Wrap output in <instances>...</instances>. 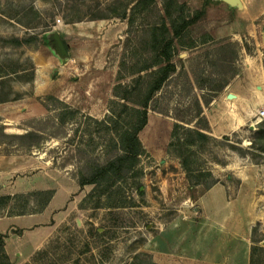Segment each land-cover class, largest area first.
Segmentation results:
<instances>
[{"label":"rangeland","instance_id":"1","mask_svg":"<svg viewBox=\"0 0 264 264\" xmlns=\"http://www.w3.org/2000/svg\"><path fill=\"white\" fill-rule=\"evenodd\" d=\"M130 1L0 0V125L7 133H23L36 120L49 117L46 105L51 102L47 96L63 102L68 98L69 106L98 120L109 114L115 87L120 82H130L136 66L150 61L147 34L164 14L163 0H156L143 13L135 10L132 27L126 20L125 35L109 49L108 63L116 69L115 77L100 79L94 85H87L90 79H47V84L39 85L44 87L39 92L32 79L34 66L29 51L42 43L15 48L4 45L3 40L50 35L58 31L62 22L106 20L123 13ZM203 1L178 3L185 5L187 15H193ZM259 1L258 10L251 13L255 19L248 20V7L231 8L223 2L214 4L213 0L206 17L191 29L182 40L183 47L178 49L182 60L192 55L188 48L191 42L202 47L203 41L228 39L248 49L241 51V72L234 79L245 100L228 105L226 101L220 102L218 96L216 102L204 107L212 125L208 134L213 140L191 157L193 175L204 185L189 189L180 160L168 152L173 120L149 111L148 125L139 134L146 150L139 162L142 176L122 185L124 201L132 203L117 208H93L96 197L85 201L91 186H73V182L77 185L75 166L59 167L81 140L89 139L85 125L70 126L67 138H51L41 149L14 155L20 156L15 158L17 162H25L14 179L29 177L32 184L14 189L11 196L16 198L0 210V216H14L11 214L22 209L27 211L22 216L42 213L46 207L38 210L46 194H30L50 192L53 198V187L61 190L53 202L56 207L35 218L28 233L45 242L27 260L11 259L14 264H264V160L256 158L259 161L255 162L251 157L256 148L253 141L264 137V121L259 122L256 116L264 108V84L251 79L258 73L264 77L260 65V58L264 59V0ZM130 10L128 7V16ZM120 77L123 80L119 81ZM256 86L263 89L257 90ZM78 87L87 90L88 96ZM64 91L68 94L59 98ZM165 91L160 100L163 110L170 109L176 99L168 101ZM103 112L104 116H100ZM228 124L235 130L212 131V127ZM74 129L78 132L74 133ZM94 129V125L89 128ZM91 138L94 147L90 157L102 158L106 150L104 133L93 132ZM209 173L218 183L207 190L205 185L211 182L206 176ZM37 183L42 187H34ZM101 203L105 204L104 200Z\"/></svg>","mask_w":264,"mask_h":264},{"label":"trees","instance_id":"2","mask_svg":"<svg viewBox=\"0 0 264 264\" xmlns=\"http://www.w3.org/2000/svg\"><path fill=\"white\" fill-rule=\"evenodd\" d=\"M156 0H131L119 18L127 20L129 28L133 25V12L148 11ZM213 0H204L201 8L193 15L185 13V5L178 0H163L164 14L160 22L149 31L148 42L150 61L144 60L141 65L130 74L132 79L127 84L121 82L115 87L114 98L111 102L109 114L98 120L89 115H83L79 109L69 106L54 96H47L51 102L46 110L49 117L35 121V124L23 133H7L6 128L0 125V155L11 156L18 153L30 154L41 149L51 138H67L68 128L74 125H85L89 139L81 140L74 148L73 154L62 164L61 169L68 165L75 166L74 179L80 188L91 186L85 201L96 197L93 208H117L130 205L124 201L122 185L131 179H139L142 171L139 169L140 158L146 153L139 138V134L148 124L149 111H154L170 117L172 129L168 152L173 153L181 163L189 182V189L204 185L199 177L194 176L191 167V157L197 150L207 145L213 138L209 122L204 115V107H208L213 100L220 96L228 84L241 72L239 60L243 48L248 52L246 45L242 47L238 42L228 39L219 41H203L197 47L195 42L188 46L193 51L190 57L182 60L178 53L179 46L183 47L182 40L189 36L191 29L203 20ZM221 2L215 0L214 4ZM128 7L130 14L127 15ZM233 10V9H231ZM62 40V38H61ZM42 43L52 47L50 35H43L40 40L37 35H28L24 38L4 39V45L15 48L24 45ZM66 51L68 48L62 40ZM251 52V50H249ZM119 81L123 80L121 77ZM165 89H170L165 91ZM166 92L168 101L176 97L172 107L165 110L160 108V100ZM5 100V99H4ZM119 107V110H116ZM115 108V109H114ZM264 121V120H263ZM94 125V131L89 130ZM74 133L78 129H74ZM93 132L104 133L106 138L105 152L102 158L90 157L94 141ZM255 153L253 160H264V137L253 141ZM258 164V163H257ZM211 182L205 185L208 190L218 183L209 173L206 175ZM139 188V187H138ZM139 194L143 192L138 189ZM46 194L42 206L44 209L50 202V192L36 191L31 196ZM48 194V195H47ZM16 195H0V210L14 200ZM104 200L105 204H102ZM124 201V203H123ZM21 210L14 216L25 215ZM5 236H0V264H14L5 253Z\"/></svg>","mask_w":264,"mask_h":264},{"label":"crops","instance_id":"3","mask_svg":"<svg viewBox=\"0 0 264 264\" xmlns=\"http://www.w3.org/2000/svg\"><path fill=\"white\" fill-rule=\"evenodd\" d=\"M246 2L247 4L241 0L243 8L246 6L250 9L248 12L250 16L247 17L248 20L255 19L254 16H251V13L253 14L258 10L260 1L246 0ZM125 22L126 20L121 19L118 16H110L109 18H106V20L100 21L92 20L74 23L62 22L59 24L57 32L68 48V57L66 60L59 57L53 47L45 46L40 43L37 48L29 51V59L34 66L32 79H35L37 91L41 92L44 89V87L39 85L41 83L47 84V79H90L88 82L89 84H87L88 86H90L91 82L92 85H94V82H99L100 79H114L116 69L113 65H109L108 63L109 49L111 46L119 43L122 40L123 35H125ZM39 38L41 39L42 36ZM261 47L264 49V43ZM256 51L258 53L259 49ZM261 56H264V53L261 54ZM258 58V56H255V59L258 60ZM260 60L262 62L260 65L264 70V59L260 58ZM245 62L248 64L247 60H245ZM246 64L245 66H247ZM234 79L231 80L224 92L219 98H217L220 102L223 103L226 101L228 105H232L234 102H242L245 100V97L240 94L239 88L236 87L237 85L234 83ZM251 79H254L253 83L260 84L261 86L262 83L264 84V77H262L260 73H258L255 78ZM64 85L65 83H63V87ZM261 86H256V89L262 90L263 87ZM64 89L65 87L63 90ZM77 89L88 96V91L83 90V87H78ZM67 92L64 91L57 96L59 98H64V96L68 94ZM95 99L101 100L102 98L100 96H95ZM67 100L68 98L65 100L66 103H68ZM214 101L216 102V99ZM225 105L227 106V104ZM205 110L206 109L204 108V115L206 114ZM89 114L94 116L92 111H90ZM104 114L105 112L100 116H104ZM209 125H211L210 122ZM231 126V124H228L226 127L220 126L217 129L212 127V131H234L235 129H232ZM15 158H20V156L0 155V195H11L13 194L14 189L21 186L27 187L32 184L29 177H24V179H14L19 170H21L25 164V162H17ZM26 179L27 181H25ZM73 184V186L77 188L78 185H75V182H73ZM38 186L39 184L37 183L34 187ZM214 187H216V184L213 188ZM30 189L31 187H28V190ZM210 189H212V187ZM53 190H55V196L51 198L49 204L44 210L45 212L43 211L44 213L50 211L51 208L56 207L53 202L55 198L59 196L58 194L61 190L54 187ZM42 213L30 214L28 216H0V236H5L4 249L10 260L14 259L16 262L24 261L25 258V260H27V257H30L31 254L39 250L40 246L43 245L45 241L42 238L28 235V233H31V229L34 226L33 222H36L37 220L35 218L43 216L41 215Z\"/></svg>","mask_w":264,"mask_h":264},{"label":"water","instance_id":"4","mask_svg":"<svg viewBox=\"0 0 264 264\" xmlns=\"http://www.w3.org/2000/svg\"><path fill=\"white\" fill-rule=\"evenodd\" d=\"M218 1L227 4L231 8H234V7L241 8L242 7V3L240 0H218ZM50 38L53 41L52 47L55 50V52L59 55V57L66 60L68 57V53L66 51V48H65L59 34L57 32L51 33ZM230 97H231V95H230Z\"/></svg>","mask_w":264,"mask_h":264},{"label":"built area","instance_id":"5","mask_svg":"<svg viewBox=\"0 0 264 264\" xmlns=\"http://www.w3.org/2000/svg\"><path fill=\"white\" fill-rule=\"evenodd\" d=\"M59 22V21H57ZM257 119L259 122H262L264 120V108L262 110L257 111Z\"/></svg>","mask_w":264,"mask_h":264},{"label":"bare ground","instance_id":"6","mask_svg":"<svg viewBox=\"0 0 264 264\" xmlns=\"http://www.w3.org/2000/svg\"><path fill=\"white\" fill-rule=\"evenodd\" d=\"M241 1V0H240ZM243 3V2H242Z\"/></svg>","mask_w":264,"mask_h":264}]
</instances>
